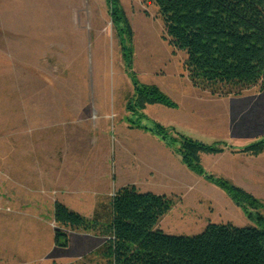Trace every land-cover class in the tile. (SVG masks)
<instances>
[{
  "label": "rangeland",
  "instance_id": "374dc122",
  "mask_svg": "<svg viewBox=\"0 0 264 264\" xmlns=\"http://www.w3.org/2000/svg\"><path fill=\"white\" fill-rule=\"evenodd\" d=\"M116 6L114 16L108 0H0V264H112L103 255L105 229L111 198L126 185L174 199L156 226L167 234L195 235L210 222L264 228L163 140L126 120L134 74L177 103L147 105L146 123L243 148L264 140V80L239 95L196 88L157 4ZM222 97H240L247 110L233 117L230 133L220 127L221 105L207 100ZM217 154L201 153L207 172ZM259 161L256 196L264 203ZM57 200L88 219L102 214L101 223L89 231L62 227L70 243L57 247Z\"/></svg>",
  "mask_w": 264,
  "mask_h": 264
},
{
  "label": "trees",
  "instance_id": "16d2710c",
  "mask_svg": "<svg viewBox=\"0 0 264 264\" xmlns=\"http://www.w3.org/2000/svg\"><path fill=\"white\" fill-rule=\"evenodd\" d=\"M164 20L170 44L187 53L188 77L196 88L220 96L239 95L264 80V0H153ZM112 14H119L116 0H108ZM117 18L120 19L117 15ZM122 20V18H121ZM123 22V21H122ZM120 32L126 62L131 51ZM132 71V70H131ZM133 74V72H132ZM134 94L127 104V122L163 140L179 153L186 166L224 189L250 219L264 224V203L227 178L207 172L201 153H222L231 147L220 140L207 144L158 122L146 123L149 104L177 106L158 86L140 82L133 74ZM264 85L262 86V88ZM238 152L258 155L264 140ZM167 194L139 191L134 185L118 188L111 198L110 223L103 255L112 264H264V228L210 222L195 235H172L156 228L174 205ZM55 245L67 247L69 234L62 227L92 230L102 214L87 218L57 200Z\"/></svg>",
  "mask_w": 264,
  "mask_h": 264
},
{
  "label": "crops",
  "instance_id": "0c3cea01",
  "mask_svg": "<svg viewBox=\"0 0 264 264\" xmlns=\"http://www.w3.org/2000/svg\"><path fill=\"white\" fill-rule=\"evenodd\" d=\"M207 100H209L208 102L210 103H214V106L216 107L218 105L220 107L221 105L222 110L220 111V114L222 116V125H220V127L222 128V131L227 133H230L229 131L232 128L233 117L247 111L243 108V101L240 97L209 98ZM209 128L214 129L212 126ZM229 145L231 147L227 148L224 152L215 155L214 159H216V162L215 164L214 162L210 164L211 166L209 167L211 170L208 171L229 179L234 184L242 187L257 197L256 194H259L257 186L261 184V181L259 182L261 179L260 177L263 178L259 167L261 164L259 159L261 158L264 161V151L258 155H250V153L238 152L237 150L241 148H235L232 144ZM242 158L247 159L242 161ZM239 163H242V165L239 166ZM257 198L260 199L259 197Z\"/></svg>",
  "mask_w": 264,
  "mask_h": 264
}]
</instances>
